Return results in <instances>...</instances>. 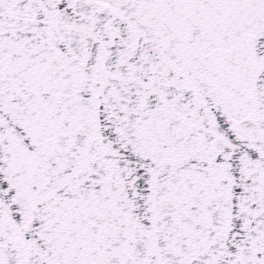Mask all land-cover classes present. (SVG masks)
Masks as SVG:
<instances>
[{
	"label": "snow or ice",
	"instance_id": "1",
	"mask_svg": "<svg viewBox=\"0 0 264 264\" xmlns=\"http://www.w3.org/2000/svg\"><path fill=\"white\" fill-rule=\"evenodd\" d=\"M0 264H264V0H0Z\"/></svg>",
	"mask_w": 264,
	"mask_h": 264
}]
</instances>
